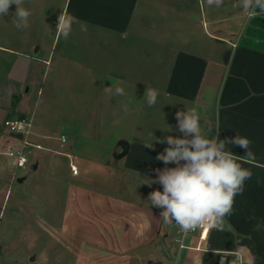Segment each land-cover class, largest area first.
<instances>
[{"label": "crops", "instance_id": "1", "mask_svg": "<svg viewBox=\"0 0 264 264\" xmlns=\"http://www.w3.org/2000/svg\"><path fill=\"white\" fill-rule=\"evenodd\" d=\"M23 7L31 11L26 28L15 27L14 4L0 16V215L14 192L17 212L30 192L43 233V242L33 241L43 243L44 259L58 242L62 264H264V13L249 15L237 0L219 7L24 0ZM69 16L65 39L57 23ZM111 85L124 95L110 94ZM147 86L159 93L152 107ZM187 110L234 158L245 150L230 141L249 139L254 159L237 160L253 175L232 214L204 239L186 234L181 246L178 226L148 197L163 190L149 184L156 170L176 166L156 157L168 147L161 140L182 138L176 113ZM16 117L29 121L27 133L5 128ZM25 140L28 163L18 167L9 152Z\"/></svg>", "mask_w": 264, "mask_h": 264}, {"label": "clouds", "instance_id": "2", "mask_svg": "<svg viewBox=\"0 0 264 264\" xmlns=\"http://www.w3.org/2000/svg\"><path fill=\"white\" fill-rule=\"evenodd\" d=\"M237 2L241 8L249 11V15L258 14L257 9L264 13V0ZM207 3L219 7L223 0H207ZM13 4L16 5L13 16L15 27H28L31 11L23 7L24 0H0V16L8 15ZM73 22L74 18L70 16L58 19V29L65 39L68 38ZM107 90L112 95H124L120 86L111 85ZM145 95L149 107L157 103L158 90L147 86ZM176 120L182 138L168 136L161 140L168 147L156 157L165 165L176 166L156 170V178L149 180V184L158 183L163 190L152 191L148 200L152 206L162 209L160 216L166 224H175L187 233L201 225H219L226 216L232 214L234 198L243 193L245 181L253 175L237 160L254 159V153L250 150L252 142L237 135L230 142L244 149L245 155L234 158L233 152L226 149L224 140L209 138L205 134L196 112L178 111ZM145 147L151 148L152 143ZM255 230H260L259 224Z\"/></svg>", "mask_w": 264, "mask_h": 264}, {"label": "rangeland", "instance_id": "3", "mask_svg": "<svg viewBox=\"0 0 264 264\" xmlns=\"http://www.w3.org/2000/svg\"><path fill=\"white\" fill-rule=\"evenodd\" d=\"M22 195V203H20L18 212L17 206L13 203L15 201L14 192L11 196L12 200L3 208L0 215V244L2 246L0 264H62L59 258L63 255V248L58 242L51 244L49 254L45 259L40 256V251H42L40 246L43 243H38L39 239H36V242L33 241V236L42 235L40 240L43 242V233L39 235L36 220L33 219L38 211L30 207L34 197L28 191Z\"/></svg>", "mask_w": 264, "mask_h": 264}, {"label": "built area", "instance_id": "4", "mask_svg": "<svg viewBox=\"0 0 264 264\" xmlns=\"http://www.w3.org/2000/svg\"><path fill=\"white\" fill-rule=\"evenodd\" d=\"M29 125L30 123L26 118H15V119L9 118L4 121V126L11 135H19V134L27 133V127ZM59 139L61 141V146H63L66 143V137L64 135H61ZM28 145H30V142L25 140L21 147L16 148L15 150H11L9 152L10 155L15 156L16 165L18 167H25L28 163V156L26 153V147ZM71 171L73 174L78 173V165L75 164L73 161L71 162ZM211 226L213 225H208V224L201 225L197 229L193 231H189L187 233L181 231L178 227L176 230V240H178L181 246H183L184 245L182 242L183 237L186 234H191L195 232H198L199 237L204 239L205 237H207L208 231Z\"/></svg>", "mask_w": 264, "mask_h": 264}, {"label": "trees", "instance_id": "5", "mask_svg": "<svg viewBox=\"0 0 264 264\" xmlns=\"http://www.w3.org/2000/svg\"><path fill=\"white\" fill-rule=\"evenodd\" d=\"M18 99L19 97L15 95V97L13 98V102H12V106H11V110L14 112V110L16 109L17 103H18ZM2 251V246L0 244V252Z\"/></svg>", "mask_w": 264, "mask_h": 264}]
</instances>
